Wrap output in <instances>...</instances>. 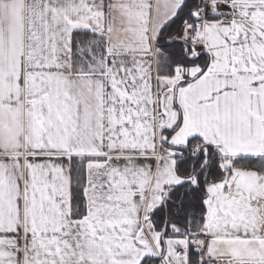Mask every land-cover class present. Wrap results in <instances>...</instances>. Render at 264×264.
<instances>
[{
    "label": "snow or ice",
    "instance_id": "6c2138e0",
    "mask_svg": "<svg viewBox=\"0 0 264 264\" xmlns=\"http://www.w3.org/2000/svg\"><path fill=\"white\" fill-rule=\"evenodd\" d=\"M0 264H264V0H0Z\"/></svg>",
    "mask_w": 264,
    "mask_h": 264
}]
</instances>
